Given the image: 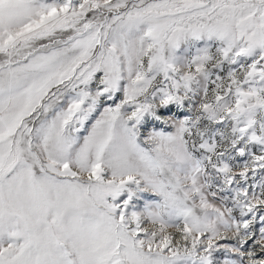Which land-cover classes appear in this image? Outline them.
Wrapping results in <instances>:
<instances>
[{
	"label": "snow or ice",
	"instance_id": "1",
	"mask_svg": "<svg viewBox=\"0 0 264 264\" xmlns=\"http://www.w3.org/2000/svg\"><path fill=\"white\" fill-rule=\"evenodd\" d=\"M0 264H264V0H0Z\"/></svg>",
	"mask_w": 264,
	"mask_h": 264
}]
</instances>
